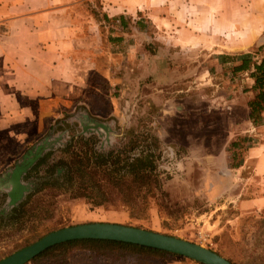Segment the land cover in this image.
I'll return each mask as SVG.
<instances>
[{
  "label": "rangeland",
  "instance_id": "1",
  "mask_svg": "<svg viewBox=\"0 0 264 264\" xmlns=\"http://www.w3.org/2000/svg\"><path fill=\"white\" fill-rule=\"evenodd\" d=\"M85 8L94 19L88 28L91 42L99 30L103 43L93 53L98 70L89 74L87 103L38 119L28 127L26 150L10 142L2 152L0 260L55 230L107 222L176 236L234 264H264L263 214L245 213L239 207V201L262 187L255 177L256 161L247 159L250 148L264 136V111L252 122L247 104L255 92L246 79L249 73L233 71L244 58L262 59L264 36L249 49L226 54L241 41L233 37L235 23L205 22L198 6L171 7L170 13L176 20L186 19V29L198 34V39L192 36L187 40L190 47L181 49L174 41L166 43L153 34L156 45L151 46L159 52L147 57L129 49L134 47L133 40L124 43L125 36L119 37L124 33L119 16L109 18L100 0H87ZM104 45H109L110 52ZM249 121L255 129L236 132V126L244 130ZM74 151L91 158L113 152V160L117 153L121 160L153 155L156 185L152 192L139 194L135 210L140 219L132 218L117 199L96 206L85 197L74 198V192L66 188L48 185L36 192L47 169L70 162ZM9 154L12 158L8 159ZM36 154L50 155L37 170L28 168L22 180V166L28 156ZM21 201H25L23 212L16 213ZM158 261L199 264L177 255ZM43 264L156 263L135 257H95L81 251L65 262L44 260Z\"/></svg>",
  "mask_w": 264,
  "mask_h": 264
},
{
  "label": "crops",
  "instance_id": "2",
  "mask_svg": "<svg viewBox=\"0 0 264 264\" xmlns=\"http://www.w3.org/2000/svg\"><path fill=\"white\" fill-rule=\"evenodd\" d=\"M100 1L109 18L119 16L124 31L119 37L125 36L124 43L128 39L134 42L129 49L147 57L159 52L157 46H151L156 45L153 34L166 43L174 41L181 49L190 47L187 40L192 36L198 39V34L186 29V19L176 20L170 13L171 7L198 6L205 22L235 23L233 37L241 41L226 54L249 49L264 36V0ZM86 3L87 0H0L1 167L5 166L2 152L10 142L27 149L28 127L33 122L55 116L58 110L76 103H87L86 86L89 74L98 70L93 53L102 43V31L98 30L91 42L88 28L94 19L86 11ZM105 47L110 52L109 45ZM246 79L253 84L249 74ZM246 124L244 130L236 126V132L255 129L250 121ZM251 159L256 161L255 177L262 187L252 197L239 201V207L245 213L260 211L264 217V136L250 148L247 160ZM13 190L11 184L9 192Z\"/></svg>",
  "mask_w": 264,
  "mask_h": 264
},
{
  "label": "trees",
  "instance_id": "3",
  "mask_svg": "<svg viewBox=\"0 0 264 264\" xmlns=\"http://www.w3.org/2000/svg\"><path fill=\"white\" fill-rule=\"evenodd\" d=\"M233 71L234 73L248 71L253 80L251 91L255 94L248 101V108L250 119L256 123L261 112L264 111V56L259 62L244 58L234 66ZM106 128H108L107 125ZM233 146L235 147L236 144ZM119 154L117 153L116 160H113L112 158L115 156L113 152L95 154L93 158L89 157L86 152H71L72 160L70 162L61 161L47 169V176L45 175V180L36 192L43 191L48 185L55 189L66 188L74 192V198L85 197L93 201L96 206L109 204L117 199L129 209L132 218L140 219L141 216L135 210L139 194L140 192H152L156 185V181L153 179L156 169L152 159L153 155L143 153L133 159L121 160ZM49 155L28 156L25 166H22L21 179L27 178V175L23 176V174L25 175L29 169L35 171L45 164ZM34 162L35 165L31 168L30 165ZM239 166L236 165V167ZM24 188H27L25 184ZM24 205L25 201H21L17 206L16 213H22ZM81 251L89 252L95 257H135L146 263L156 264L160 262L158 261L160 259L176 256L165 251L130 243L107 240H74L47 249L30 263L43 264L44 260L65 262L69 257Z\"/></svg>",
  "mask_w": 264,
  "mask_h": 264
},
{
  "label": "water",
  "instance_id": "4",
  "mask_svg": "<svg viewBox=\"0 0 264 264\" xmlns=\"http://www.w3.org/2000/svg\"><path fill=\"white\" fill-rule=\"evenodd\" d=\"M74 240H107L165 251L199 264H234L200 244L119 223L93 222L55 230L33 244L0 260V264H27L47 249Z\"/></svg>",
  "mask_w": 264,
  "mask_h": 264
}]
</instances>
